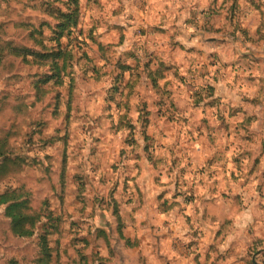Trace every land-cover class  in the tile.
Instances as JSON below:
<instances>
[{
    "label": "rangeland",
    "instance_id": "obj_1",
    "mask_svg": "<svg viewBox=\"0 0 264 264\" xmlns=\"http://www.w3.org/2000/svg\"><path fill=\"white\" fill-rule=\"evenodd\" d=\"M196 1L82 0L79 29L86 47L73 61L75 75L63 84L36 87L42 76L37 66L6 60L0 71V136L10 131L19 165L0 189L23 194L41 219L32 237H17L0 206V264H38L44 232L52 264H184L185 248L198 247L184 242L186 230L202 238L200 218L212 215L201 206L221 190L233 199L240 194L237 208L250 207L238 221L250 236L243 254L264 264V122L255 109L249 114L240 108L244 118L238 123L223 114L219 99L221 104L211 101L217 98L205 82L210 70L192 49L204 40L200 20L181 22L189 9L197 18ZM22 6L0 0V21L7 24L3 40L33 47L13 22L54 20ZM209 10L213 19H225L219 30L208 23L209 35L223 32L209 37L226 40L224 51L209 43L208 54L218 49L219 58L227 59L229 48L235 59L264 55V0H210ZM142 15L150 27L142 25ZM45 33L50 47L51 33ZM191 34L196 39L190 45ZM98 45L108 47L107 59ZM160 60L177 70L155 87L151 69ZM201 105L209 107L196 108ZM223 203L230 201L225 197ZM214 215L223 220L226 213L222 207ZM254 238L263 240L255 254ZM171 248L179 253L174 263Z\"/></svg>",
    "mask_w": 264,
    "mask_h": 264
},
{
    "label": "trees",
    "instance_id": "obj_2",
    "mask_svg": "<svg viewBox=\"0 0 264 264\" xmlns=\"http://www.w3.org/2000/svg\"><path fill=\"white\" fill-rule=\"evenodd\" d=\"M2 1L7 4V6L10 2H16L17 4L23 5L22 7L34 11L36 14L38 11L44 16L52 18L54 23L44 20L40 22L39 25H36L28 21H14L13 25L15 30L17 29L19 33H26L28 40L33 41V47H28L27 45L19 44L15 41L3 40V36L7 34V24L5 21H0V71L5 65L6 60H8L6 63L7 65L10 63L11 59L18 58L22 59L25 63L37 66L38 70L42 72V76L36 81V87H39V85L63 84L65 77H73L75 75L73 61L78 53L82 52L86 47L84 46L86 42L80 39V36L83 35V31L79 29L82 14V0H54V2H61L63 4L62 7L55 6L54 2L51 0H24V2L22 0ZM256 1L258 2L259 0ZM46 28L51 33V36L47 38L48 42L52 45L50 47L44 43L43 35L46 39ZM118 29L122 30V33L124 32L123 28ZM90 39L94 43L97 42L94 34ZM123 41L124 35L120 44H122ZM98 47L99 52L102 50L104 53L103 59H107L105 52H108V47L103 45H98ZM89 50H92L91 46H89ZM157 65L156 68L151 69V77L153 85L155 87H160V80L166 79L167 74L174 68L175 70L177 69L172 63L166 64L162 60H160ZM147 67L150 69L149 66ZM127 69H131V67H127ZM72 79L73 88L74 78ZM212 92L213 91H211V95L213 94ZM211 95H209V97ZM211 101L214 102L215 105L221 104L218 99H212ZM13 110L17 113L18 107H13ZM240 112H242L240 108L232 107L229 110V116L235 117ZM123 117H127V115L121 118ZM246 120H251L252 122L254 117H247ZM3 135L0 136V183L19 165L18 158L12 153L10 131H8L5 136ZM0 206L6 207V216L10 219V228L15 236L30 238L35 234V229L40 222L41 215L31 210L30 203L24 198L23 194L13 189H6L4 191L0 189ZM240 212L241 209L237 208L236 211L232 213V217L227 218L226 224L233 226L234 218ZM252 245L254 246L253 254H255L263 248V240L254 238ZM39 247L40 253L37 263L52 264V250L49 246L47 232L42 234ZM259 247H261V249H259ZM254 257L247 261L248 264H257Z\"/></svg>",
    "mask_w": 264,
    "mask_h": 264
},
{
    "label": "crops",
    "instance_id": "obj_3",
    "mask_svg": "<svg viewBox=\"0 0 264 264\" xmlns=\"http://www.w3.org/2000/svg\"><path fill=\"white\" fill-rule=\"evenodd\" d=\"M192 3H194L193 0H190V5ZM196 3H198L199 9V12L195 13L198 15L197 18H192V11L189 9L184 13L181 22L190 23L195 19L200 20V35L204 38V40L198 39V42L193 45L194 47L192 49L198 51V60H200V56H203L205 59V71L209 69L211 73L210 75L208 73L205 74V82L208 85H211V87L214 89V98H217L221 101V109L223 111V114L226 113L227 115L230 108L232 107H239L247 113H249L248 109H251V112H253L255 109V114L253 115L257 116L258 121L261 120V122H264V55H260L259 58H254L251 61L246 57L248 55H245V53H243V58L238 57L235 59V51L233 52L229 48H226L230 52V55L227 56V59L219 58L221 54L217 52L218 49L216 50L214 55H212L213 52L208 54L207 50L209 43L215 42L216 48H219L218 45H220L221 47L223 46V43L221 42L222 39L223 41L226 40L224 38L221 39L216 36L210 38L209 36H213V34H218L220 36L223 34V32L212 33L211 35H209L210 32L207 29L208 23L210 24L208 27L209 29L215 28L219 30L224 27L225 19H213L209 10L210 0H197ZM148 9L149 8H146L144 13H147ZM150 11L152 12V10ZM148 14L149 13H147V15ZM140 22L145 27L151 25L148 23V20L144 17V15H142V17L140 18ZM185 26H187V24H185ZM258 28V24L255 28L251 27L252 31L250 30V34L253 36V38H255L254 33L258 31ZM257 36L258 35H256V38L261 40ZM193 37L194 35L191 34L189 43L196 39ZM195 45H198L199 47ZM196 48H198L199 50ZM263 48L264 45L261 47V50ZM221 49L223 51L225 50L224 47H222ZM206 56L211 60H208ZM187 65L190 67L191 62H189ZM213 69H215V72L213 71ZM199 107L196 108L204 109L209 106L201 105ZM224 107L227 110H224ZM215 111V114H218L217 109ZM235 118L237 119L238 123L242 122L244 114H240L233 119ZM257 122L253 125V131L257 130ZM228 123L230 124L229 121ZM238 123L237 126L239 129H241ZM232 129L233 123L231 122L230 130ZM229 163V167L231 168L232 160H229ZM221 193L222 194L213 192L211 196L212 198L209 199L207 206H201L203 209H207V213L209 215H212L209 217H205V219L203 217L200 218V222L203 221L202 223H200L199 227L202 238L197 239L196 235H194L193 228H187V237L183 238L184 242L187 240L189 243H196L198 247H190L189 244V246L185 248V253L183 254L184 264H248L247 261L249 259L245 258L243 253L249 244L250 236L247 234L246 228H238V221L239 217L245 214L246 210H248L250 207L248 208L244 205L243 210L240 207V209L242 210L241 214L234 218V225L229 226L226 224L227 218L232 217V213L236 211L237 205L235 204V198L240 194L236 195V197L233 199V196L231 197L230 194L227 195L226 190H221ZM221 196H223V199L221 198ZM225 197L230 201L228 205L223 203ZM252 205L254 209L255 207H257V204L255 203H253ZM222 207L226 215L224 216L223 220H220L216 218L214 214L219 212ZM174 224H176V222H174ZM238 230H240L241 232H237ZM239 239H242L241 242H238ZM168 255H173L172 259L174 263V257L178 256L179 253L171 248L168 252ZM200 256L202 257L200 258Z\"/></svg>",
    "mask_w": 264,
    "mask_h": 264
},
{
    "label": "water",
    "instance_id": "obj_4",
    "mask_svg": "<svg viewBox=\"0 0 264 264\" xmlns=\"http://www.w3.org/2000/svg\"><path fill=\"white\" fill-rule=\"evenodd\" d=\"M258 264V263H257Z\"/></svg>",
    "mask_w": 264,
    "mask_h": 264
}]
</instances>
